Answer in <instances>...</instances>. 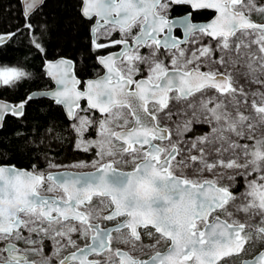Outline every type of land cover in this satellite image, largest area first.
I'll return each instance as SVG.
<instances>
[{"label":"snow or ice","instance_id":"obj_1","mask_svg":"<svg viewBox=\"0 0 264 264\" xmlns=\"http://www.w3.org/2000/svg\"><path fill=\"white\" fill-rule=\"evenodd\" d=\"M17 3L23 24L0 32V55L25 36L35 53L0 66V91L41 75L55 87L0 98V131L21 125L0 138V161L13 139L33 161L0 163V264H232L250 245L239 264H264V23L252 19L264 0H79L63 33L47 0ZM204 10L214 17L193 22ZM90 66L94 78L79 76ZM37 95L53 102L42 115L61 106L68 125L28 129ZM69 131L91 163L58 161L53 141L66 149ZM68 168L92 170L49 171Z\"/></svg>","mask_w":264,"mask_h":264},{"label":"trees","instance_id":"obj_2","mask_svg":"<svg viewBox=\"0 0 264 264\" xmlns=\"http://www.w3.org/2000/svg\"><path fill=\"white\" fill-rule=\"evenodd\" d=\"M78 1L77 0H47V7L45 11L49 13V17L52 18L54 15L56 27L60 33H63L65 26L69 19L73 20L75 23H79V10H78ZM189 11V9H188ZM20 6L17 3V0H0V32L4 31H15L16 25L14 21L19 18L20 24H23V18L19 17ZM173 15L184 14V11L180 8H174L172 11ZM212 16L211 12L202 11L200 13H193V19L197 21L208 20ZM8 25H12L11 28ZM55 47V44L51 46ZM65 51H67V46H65ZM30 53H35L34 48L28 46V37L25 36L23 40L17 45L15 40L12 44L8 45L6 49L3 50L2 55H0V66H3L6 63L8 66H17V62H23L26 56H29ZM56 58L51 49L49 52V59ZM92 61H89V64L92 65ZM97 67V65H96ZM29 70H32L34 73H41L42 71V60L39 54H36L34 61L29 63ZM94 74L93 68L90 66L86 73H80L79 76H92ZM50 86L49 80L41 75L38 79H35L34 82H31L26 85L25 89L20 91L15 90H2L0 91V98H5L10 102H17L20 99L24 98L28 93L34 92L37 90H44ZM53 102L46 98L34 99L33 102H30V106L27 109L26 119L28 121V129H31L33 126L38 127V129H43L47 124L49 118L63 120L65 126L68 125V121L64 119L62 109L57 106L54 110L48 111L47 116L42 115L41 109L48 108ZM201 126H196V131L193 134H202L200 131ZM20 122L16 121L14 118H8L6 120V126L3 131H0V138L11 136L15 131L20 130ZM204 131L207 129L204 128ZM71 137V143L67 145V148H57L55 141H53V150L55 151V156L59 162H62L64 165H69L80 160L89 162L94 157V152L84 153L83 151H77L74 148L75 139L74 134L70 131L68 134ZM18 143L17 140H12L13 147L10 149L13 153L10 158L5 157L0 163L7 165H14L18 168L30 169L33 161L26 154L16 151L15 145ZM41 168H45L44 164L40 165ZM238 191V189H237Z\"/></svg>","mask_w":264,"mask_h":264},{"label":"rangeland","instance_id":"obj_3","mask_svg":"<svg viewBox=\"0 0 264 264\" xmlns=\"http://www.w3.org/2000/svg\"><path fill=\"white\" fill-rule=\"evenodd\" d=\"M252 19L256 22H259V23H262L264 22V19L260 18V17H257L256 15H253L252 16ZM208 38L204 41L205 43L208 42ZM187 47L189 48H192L193 46L191 44H189ZM145 52L147 51L146 49L144 50ZM190 54V52H189ZM91 115V114H89ZM162 126L164 123H167L166 121H163L162 120ZM96 138V135H95V128H93L92 130H90L86 135H85V139H95ZM92 152H94V157H95V150H93ZM93 157V158H94ZM88 163H91V161H89ZM54 170H59V169H49V171H54ZM68 170H72V171H91L92 169L91 168H83V169H80V168H68ZM124 170H131L130 166H124ZM225 183H227V181H225ZM238 191H240V189H238ZM241 219H243V217L241 216ZM78 244H80V240H78ZM114 247H120V245H114ZM74 249L72 248H68L67 249V252L69 251H72ZM67 252L63 253V254H66ZM256 252V249H254L251 245L249 246V251L248 253L245 254V256L243 257H238V258H235L233 261H232V264H239V261L241 259H244V258H249L251 257V255H249V253H251L252 255H254Z\"/></svg>","mask_w":264,"mask_h":264},{"label":"flooded vegetation","instance_id":"obj_4","mask_svg":"<svg viewBox=\"0 0 264 264\" xmlns=\"http://www.w3.org/2000/svg\"><path fill=\"white\" fill-rule=\"evenodd\" d=\"M78 3H79V1H78ZM189 11H191L190 9H189ZM195 13V12H194ZM185 14V13H184ZM171 15H172V17L174 18V17H180V16H182L183 14H180V15H173L172 13H171ZM212 17V16H211ZM210 17V18H211ZM209 18V19H210ZM208 19V20H209ZM192 20H193V22H202V21H197V20H194L193 19V17H192ZM204 21H207V20H204ZM174 35H176L177 37H179V38H181V31L179 30V29H175L174 30ZM118 36H119V34L117 33L116 35H114L113 36V39H116V38H118ZM208 39H210V38H208ZM112 51H115V49H108L107 50V52H112ZM97 69H99L100 68V66L99 65H97V67H96ZM103 73V70L101 69L100 70V72H99V74L101 75ZM96 75V73H94L92 76L90 75V76H87V77H84L85 79H87V78H94V76ZM50 82V81H49ZM53 88V85H52V83L50 82V86L47 88V89H52ZM61 108V107H60ZM96 116H99V114L98 113H96L95 114ZM59 170H64V169H59ZM59 170H54V171H59ZM66 170H68V169H66ZM127 171V170H126ZM101 223H102V226H105V227H111V226H114V222H104V221H101ZM86 243V241H84V240H80V244H79V246H84V244ZM73 251V250H72ZM71 251H69V252H67L66 254H68V253H70ZM238 258V257H237ZM249 258H251V257H249Z\"/></svg>","mask_w":264,"mask_h":264},{"label":"water","instance_id":"obj_5","mask_svg":"<svg viewBox=\"0 0 264 264\" xmlns=\"http://www.w3.org/2000/svg\"><path fill=\"white\" fill-rule=\"evenodd\" d=\"M77 1H79V0H77ZM191 10V9H190ZM204 11H208V12H211L212 13V17L211 18H213L214 17V15H215V13L213 12V11H211V10H204ZM174 18H176V17H174ZM210 18V19H211ZM209 19V20H210ZM209 20H207V21H209ZM207 21H202V22H207ZM259 23V22H258ZM262 23H264V22H262ZM175 30V29H174ZM180 31H181V39L183 38V34H182V30L181 29H179ZM179 38V37H178ZM55 59V58H54ZM103 74V73H102ZM101 74V75H102ZM46 77V76H45ZM47 78V77H46ZM48 79V78H47ZM49 80V79H48ZM50 81V80H49ZM51 82V81H50ZM52 83V82H51ZM52 85H53V88L55 87V85L52 83ZM48 90H51V89H44V90H37V91H34V92H41V91H48ZM41 98H46V99H49V98H47V97H42V96H39V95H37L34 99H41ZM50 100V99H49ZM59 107H61V106H59ZM61 109H62V107H61ZM18 168V167H17ZM21 169H25V168H21ZM64 170H66V169H64ZM69 171H72V170H69ZM53 172H55V171H53ZM73 172H87V171H73Z\"/></svg>","mask_w":264,"mask_h":264}]
</instances>
